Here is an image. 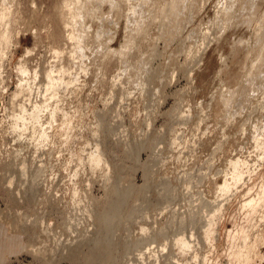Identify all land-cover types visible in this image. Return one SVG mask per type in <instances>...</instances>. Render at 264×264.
<instances>
[{
  "label": "rangeland",
  "instance_id": "1",
  "mask_svg": "<svg viewBox=\"0 0 264 264\" xmlns=\"http://www.w3.org/2000/svg\"><path fill=\"white\" fill-rule=\"evenodd\" d=\"M0 10V264H177L179 231L193 264L264 245V0Z\"/></svg>",
  "mask_w": 264,
  "mask_h": 264
},
{
  "label": "bare ground",
  "instance_id": "2",
  "mask_svg": "<svg viewBox=\"0 0 264 264\" xmlns=\"http://www.w3.org/2000/svg\"><path fill=\"white\" fill-rule=\"evenodd\" d=\"M187 1V0H186ZM186 5H187V3H185ZM184 4V5H185ZM83 8V7H82ZM185 8V7H184ZM83 10V9H82ZM1 11V10H0ZM165 11H167V10H165ZM2 12H3V10H2ZM168 12V11H167ZM181 12V11H180ZM4 13V12H3ZM170 13V12H169ZM168 13V14H169ZM7 14V13H6ZM166 14V13H165ZM1 15H3V14H1ZM164 17V16H163ZM167 17V16H166ZM1 18V17H0ZM3 18V17H2ZM169 18H171V17H169ZM183 18V17H182ZM181 19V18H180ZM179 19V20H180ZM164 21H166V20H164ZM181 21V20H180ZM183 21H185V20H183ZM166 23V22H165ZM178 24H181V23H178ZM168 25V24H167ZM166 25V26H167ZM137 26V25H136ZM180 26V25H179ZM139 27V26H138ZM170 27V26H169ZM137 28V27H136ZM173 28H175V27H173ZM177 28V27H176ZM133 30H134V27H133ZM132 30V31H133ZM136 30V29H135ZM168 30H169V28H168ZM170 30H171V28H170ZM174 30V29H173ZM80 31V30H79ZM82 32H85L84 30H81ZM172 31V30H171ZM137 32H138V30H137ZM136 32V33H137ZM139 32H141V30L139 31ZM138 32V33H139ZM168 32V31H167ZM7 34V33H6ZM5 33H4V35H6ZM80 34H81V32H80ZM85 34V33H84ZM177 34V33H176ZM3 35V36H4ZM138 35V34H137ZM141 35V34H140ZM144 35V34H143ZM175 35V34H174ZM2 36V37H3ZM8 36V35H7ZM80 36H82V35H80ZM1 37V38H2ZM4 37H6V36H4ZM3 37V38H4ZM9 37V36H8ZM8 37L6 38V41H7V39H8ZM83 37V36H82ZM81 37V38H82ZM131 38V37H130ZM5 39V38H4ZM138 39V38H137ZM9 40V39H8ZM81 40V39H80ZM84 40V39H83ZM132 40H133V37H132ZM131 40V41H132ZM2 41V40H1ZM135 41V40H134ZM133 42V41H132ZM131 43V42H130ZM136 45V44H135ZM129 46V45H128ZM133 48H134V42H133ZM129 47H131V46H129ZM1 48V47H0ZM127 48V47H126ZM130 50H131V48H130ZM121 53H122V51H121ZM123 53H124V50H123ZM126 53V52H125ZM127 54V53H126ZM133 54V53H132ZM131 54V55H132ZM128 57H129V55H127ZM132 57V56H131ZM144 59V58H143ZM142 60V59H141ZM144 61V60H143ZM145 61H147V60H145ZM132 62V61H131ZM25 65V64H24ZM23 65V67H22V63H21V69L20 68H18L19 70H22V69H25V71H28L27 70V67L25 68V66ZM134 65V64H133ZM22 74V73H21ZM49 74V73H48ZM24 75V74H23ZM47 76V75H46ZM49 76V78L51 77V75H48ZM23 77V76H22ZM23 79H24V77H23ZM21 80V79H20ZM23 82V81H22ZM24 84V83H23ZM19 85H20V83H19ZM21 87H23V85L21 86ZM25 87V86H24ZM23 87V88H24ZM26 88V87H25ZM20 89H22V88H20ZM16 94V93H15ZM154 139V138H153ZM153 143V142H152ZM140 145V144H139ZM140 148V147H139ZM134 149H136V148H134ZM132 150V149H131ZM102 151V150H101ZM103 152V151H102ZM137 152V151H136ZM133 153V152H132ZM134 153H135V151H134ZM104 155V154H103ZM102 155V156H103ZM135 155V154H134ZM103 158H105V156H103L102 157V159ZM99 161L100 160V157L99 156H95V160L93 161L94 163H95V161ZM104 160V159H103ZM104 162V161H103ZM117 161H115V163H116ZM119 162V161H118ZM237 162H238V159H237V161H235L234 160V165L235 164H237ZM99 163H101L100 161L99 162H97V164L96 165H99ZM114 163V162H113ZM114 163V164H115ZM104 164V163H103ZM122 164V163H121ZM95 165V164H94ZM101 165V164H100ZM116 166V165H115ZM119 166V165H118ZM114 167V166H113ZM121 167V166H120ZM118 168V167H117ZM116 168V169H117ZM115 169V168H114ZM120 171H121V169H120ZM118 173V172H117ZM115 177V176H114ZM116 177H117V175H116ZM116 181V180H115ZM159 183V182H158ZM157 183V184H158ZM119 184V183H118ZM218 185H220V189L222 190H224L225 188H229L228 187V182H227V180H225V182H223V184H218ZM121 186H122V184H121ZM159 186V185H158ZM167 187V186H166ZM219 187V186H218ZM126 188V187H125ZM131 188V187H130ZM160 188V187H159ZM158 188V189H159ZM129 189V188H128ZM133 189V188H132ZM131 189V190H132ZM136 189V188H135ZM136 190H138V189H136ZM160 190V189H159ZM158 190V191H159ZM164 190V189H163ZM162 191V190H161ZM127 192V191H126ZM137 192V191H136ZM138 193V192H137ZM133 194V193H132ZM142 194V193H141ZM111 195V194H110ZM123 195V194H122ZM114 196V195H113ZM120 196V195H119ZM160 196H162V195H160ZM111 197V196H110ZM130 198V197H129ZM164 198V197H163ZM253 199V198H252ZM119 200V199H118ZM129 200V199H128ZM109 201V200H108ZM124 202V201H123ZM252 202V200L250 199L249 201H248V203H249V205H250V203ZM254 202V201H253ZM111 204L113 203L114 204V202H110ZM110 203H109V205H110ZM116 203V202H115ZM107 204V203H106ZM125 204V203H124ZM130 204V203H129ZM128 205V204H127ZM137 205V204H136ZM108 206V205H107ZM116 206V204L115 205H113V207L112 208H114ZM129 206V205H128ZM135 206V205H134ZM117 207V206H116ZM108 208V207H107ZM110 208H111V205H110ZM112 208H111V211L109 210V209H107L108 210V212H107V210H106V213H109V215H107V216H111L112 214H114L115 215V212H114V210H112ZM123 208V207H122ZM126 208V207H125ZM130 209H131V206H130ZM103 210V209H102ZM115 211H116V214H118V210L115 208ZM118 211V212H117ZM129 211V210H128ZM105 213V212H104ZM105 213V214H106ZM127 213V212H126ZM96 214V213H95ZM99 214V213H98ZM101 214V213H100ZM119 214H120V212H119ZM145 214V213H144ZM102 215H104V214H102ZM113 215V216H114ZM133 215V214H132ZM215 214L214 213H212L211 214V216L209 217V219H208V221H210L211 222V220L213 221V219L214 218H212L213 216H214ZM101 216V215H100ZM106 216V215H105ZM98 217V216H97ZM103 217V216H102ZM115 217V216H114ZM99 218V217H98ZM110 218V217H109ZM117 218V217H116ZM148 218V217H147ZM181 219V218H180ZM115 220V219H114ZM117 220V219H116ZM108 221H109V219H108ZM117 221H119V220H117ZM116 221V222H117ZM207 221V222H208ZM102 222H103V220H102ZM101 221H100V225H101V223H102ZM206 222V223H207ZM108 223V222H107ZM112 223V222H111ZM110 223V224H111ZM184 223V222H183ZM209 223V222H208ZM206 224L207 226H205L204 228H203V231H204V233L206 234V237L208 238V237H210L211 236V234L213 233V231L215 230L214 229V227L216 226L214 223L212 224V225H215V226H213V228H211L212 227V225L210 226L209 224ZM212 223V222H211ZM216 223V222H215ZM116 224V223H115ZM104 225H105V223H104ZM104 225H103V227H104ZM145 225V224H144ZM181 225V224H180ZM51 226V225H50ZM146 226V225H145ZM248 226V225H247ZM246 226V227H247ZM114 227V226H113ZM242 227H243V225H242ZM242 227H240V229L239 230H237L236 231V229L234 230V229H232V230H234V232L236 231L237 232V234H238V236L240 235V236H245L247 233H246V231L244 230L245 229V227H243V229H242ZM106 228V227H105ZM108 228V227H107ZM110 228V227H109ZM144 228V227H143ZM146 228V227H145ZM144 228V229H145ZM249 228V227H248ZM49 229V228H48ZM159 229V228H158ZM161 229V228H160ZM163 229V228H162ZM181 229V228H180ZM212 229H214L213 231H212ZM230 230H231V228H229ZM228 229V230H229ZM250 229V228H249ZM100 230V229H99ZM216 230H217V227H216ZM215 230V231H216ZM156 231V230H155ZM160 231V230H159ZM214 231V232H215ZM248 231V230H247ZM98 232H100V231H98ZM107 232V231H106ZM179 232H181V234H179V235H177V233H176V235H175V237H174V244L176 245V246H178V248H179V250H180V253L182 254V258H178L177 257V260H176V262H177V264H193V263H191L189 260H188V253H189V251H190V249L192 248V246H193V243H192V236H193V233H194V231H191L190 232V236L189 235H187L185 232H183V231H179ZM230 232V231H229ZM228 232V233H229ZM233 232V233H234ZM236 232L234 233V236H235V234H236ZM153 233V232H152ZM155 233H157V231L155 232ZM159 233H161V232H159ZM216 233V232H215ZM231 233V232H230ZM244 233H245V235H244ZM162 234V233H161ZM164 234V233H163ZM232 234V233H231ZM243 234V235H242ZM96 235V234H95ZM114 235V234H113ZM215 235L216 234H214V239L217 237V235H216V237H215ZM233 235V234H232ZM104 236V235H103ZM155 236V235H154ZM164 236V235H163ZM229 236V235H228ZM248 236V235H247ZM95 237V236H94ZM101 237V236H100ZM107 237V236H106ZM213 238H210V240L213 242V241H215V240H212ZM231 238V237H230ZM235 237H233V239H234ZM238 238V237H237ZM100 239H104V238H100ZM99 238H98V240H100ZM116 239V238H115ZM209 239V238H208ZM232 239V238H231ZM232 239V240H233ZM239 239V238H238ZM238 239H236V241L238 240ZM241 239L243 240H240V241H242V245H240V243L239 244H235L234 245V243H233V241L231 242L233 245H234V248H232V249H229L230 250V252L228 253V264H254V261H255V259H254V256L251 254V253H253L252 252V249H254V246L251 244V243H253V242H255V241H252L250 244H249V240L247 241L246 240V238L245 239H243V237H241ZM97 240V241H98ZM107 240V239H106ZM109 240V239H108ZM107 240V241H108ZM117 240H119V239H117ZM114 241V240H113ZM122 241V240H121ZM146 241V240H145ZM157 240L155 239V238H151L150 240H148L147 242H146V244H145V246L143 247L144 249H142V251L141 252H139V253H142V254H144V253H148L149 254V256H152V255H154V257H155V259L159 262L161 259H164V258H166V256H167V254L164 252L166 249H167V246H168V243L167 242H164V243H162V246H160V247H158V248H156V246H159V244H156L155 242H156ZM77 242V241H76ZM234 242H235V240H234ZM102 243V242H101ZM103 243H106V241L104 242L103 241ZM110 243H111V241H110ZM114 243V242H113ZM116 243V242H115ZM141 243V242H140ZM139 243V244H140ZM237 243V242H236ZM109 244V243H108ZM211 244V243H210ZM213 244V243H212ZM232 244H230L229 243V245H232ZM255 244V243H254ZM214 245V244H213ZM106 246V245H105ZM109 246V245H108ZM215 246H216V244H215ZM110 247V246H109ZM108 247V249H110ZM114 247V246H113ZM128 247V246H127ZM228 247H230V246H228ZM252 247V248H251ZM112 248V247H111ZM105 249H107V248H105ZM107 249V250H108ZM247 249H248V251H247ZM111 250V249H110ZM245 250V251H244ZM128 251V250H127ZM255 251V250H254ZM107 252H109V251H107ZM171 252H173V250H171ZM170 252V253H171ZM250 254H249V253ZM111 253V252H110ZM109 253V254H110ZM255 253V252H254ZM257 253V252H256ZM195 254H196V252H195ZM193 255L194 257L197 255ZM146 255V254H145Z\"/></svg>",
  "mask_w": 264,
  "mask_h": 264
},
{
  "label": "built area",
  "instance_id": "3",
  "mask_svg": "<svg viewBox=\"0 0 264 264\" xmlns=\"http://www.w3.org/2000/svg\"><path fill=\"white\" fill-rule=\"evenodd\" d=\"M259 242V241H258ZM258 242L257 243H255V244H252L255 248V250H256V259H258L257 260V262H256V264H264V250H263V248H264V245H262V244H258ZM143 257V256H142ZM259 261V262H258Z\"/></svg>",
  "mask_w": 264,
  "mask_h": 264
}]
</instances>
